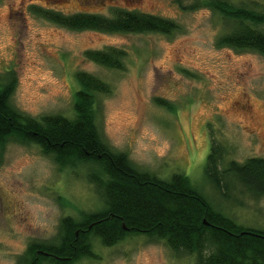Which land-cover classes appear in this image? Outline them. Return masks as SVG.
<instances>
[{
  "label": "rangeland",
  "instance_id": "rangeland-1",
  "mask_svg": "<svg viewBox=\"0 0 264 264\" xmlns=\"http://www.w3.org/2000/svg\"><path fill=\"white\" fill-rule=\"evenodd\" d=\"M182 1L185 9L174 0H0V73L16 71L12 103L34 117H73L77 71L106 80L114 91L100 96L98 124L110 147L162 178L188 174L230 215L264 227V197L254 199L237 186L230 194L243 205L232 206L204 178L212 132L230 147L226 161L264 157V54L218 46L227 31L220 14ZM33 5L106 15L122 6L173 19L180 30L75 31L35 14ZM107 46L127 51L124 70L85 58L87 49ZM99 204L83 168L72 171L36 144L8 140L0 149V264H20L30 242L56 240L63 218ZM93 243L98 258L76 264H196L194 256L176 255L144 235L113 246Z\"/></svg>",
  "mask_w": 264,
  "mask_h": 264
},
{
  "label": "trees",
  "instance_id": "trees-1",
  "mask_svg": "<svg viewBox=\"0 0 264 264\" xmlns=\"http://www.w3.org/2000/svg\"><path fill=\"white\" fill-rule=\"evenodd\" d=\"M182 9V0H174ZM189 9L204 6L220 14L226 32L218 46L264 54V4L253 0H196ZM32 11L62 27L103 33H160L171 35L179 23L162 15L113 6L111 15L64 13L42 5ZM85 58L110 69L124 70L127 51L117 46L87 49ZM79 89L74 115H29L12 103L18 87L16 71L0 73V149L7 141L38 145L44 154L75 171L81 167L94 185L99 205L78 210L61 220L54 241H32L20 264H76L98 258L93 241L113 246L130 235L163 241L176 254L195 257L196 264H264V227L248 225L230 215L229 208L212 201L184 172L167 178L136 167L127 152L104 140L98 124L100 96L113 86L87 71H77ZM163 102V100H162ZM230 147L211 135L204 167L205 181L232 206L243 205L232 191L240 186L252 198L264 197V157L226 161Z\"/></svg>",
  "mask_w": 264,
  "mask_h": 264
}]
</instances>
